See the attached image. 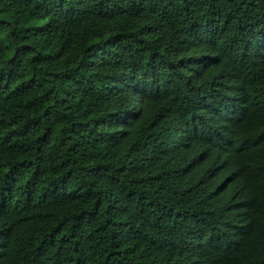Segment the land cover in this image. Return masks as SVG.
<instances>
[{"label":"trees","instance_id":"trees-1","mask_svg":"<svg viewBox=\"0 0 264 264\" xmlns=\"http://www.w3.org/2000/svg\"><path fill=\"white\" fill-rule=\"evenodd\" d=\"M0 264H264V0H0Z\"/></svg>","mask_w":264,"mask_h":264}]
</instances>
